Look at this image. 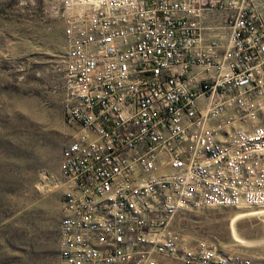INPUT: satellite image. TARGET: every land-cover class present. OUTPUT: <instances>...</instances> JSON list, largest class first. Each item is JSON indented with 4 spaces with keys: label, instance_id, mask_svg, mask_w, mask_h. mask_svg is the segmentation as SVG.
<instances>
[{
    "label": "built area",
    "instance_id": "obj_1",
    "mask_svg": "<svg viewBox=\"0 0 264 264\" xmlns=\"http://www.w3.org/2000/svg\"><path fill=\"white\" fill-rule=\"evenodd\" d=\"M51 1L75 130L58 264H264L170 226L185 209L264 207V14L246 0ZM209 10L224 18L207 40Z\"/></svg>",
    "mask_w": 264,
    "mask_h": 264
},
{
    "label": "rangeland",
    "instance_id": "obj_2",
    "mask_svg": "<svg viewBox=\"0 0 264 264\" xmlns=\"http://www.w3.org/2000/svg\"><path fill=\"white\" fill-rule=\"evenodd\" d=\"M246 1L264 14V0ZM206 15L218 26L224 11ZM66 50L51 0H0V264H58L60 159L75 134L64 120ZM261 211L185 209L170 226L187 243L205 240L220 252L264 260ZM158 262L179 264L162 256Z\"/></svg>",
    "mask_w": 264,
    "mask_h": 264
},
{
    "label": "crops",
    "instance_id": "obj_3",
    "mask_svg": "<svg viewBox=\"0 0 264 264\" xmlns=\"http://www.w3.org/2000/svg\"><path fill=\"white\" fill-rule=\"evenodd\" d=\"M207 14V12H205L202 16H201V23L206 27V30H205V32H204V36H205V38L208 40V39H210V37L213 35V33H214V30H215V28H216V26H217V24H216V19L215 20H211V21H208V20H206V15ZM219 21V20H218ZM217 21V22H218Z\"/></svg>",
    "mask_w": 264,
    "mask_h": 264
},
{
    "label": "bare ground",
    "instance_id": "obj_4",
    "mask_svg": "<svg viewBox=\"0 0 264 264\" xmlns=\"http://www.w3.org/2000/svg\"><path fill=\"white\" fill-rule=\"evenodd\" d=\"M261 212H264V211H261ZM237 237V236H236ZM236 239H238V238H236ZM243 243H245V242H243Z\"/></svg>",
    "mask_w": 264,
    "mask_h": 264
}]
</instances>
